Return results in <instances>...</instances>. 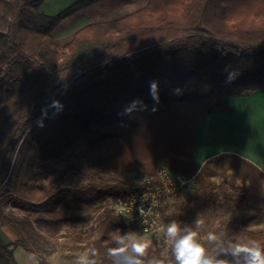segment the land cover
Here are the masks:
<instances>
[{
    "label": "trees",
    "instance_id": "obj_1",
    "mask_svg": "<svg viewBox=\"0 0 264 264\" xmlns=\"http://www.w3.org/2000/svg\"><path fill=\"white\" fill-rule=\"evenodd\" d=\"M103 1L81 0L47 16L45 0H0V226L17 236L11 243L0 237V264H18L19 247L51 264L54 240L72 225L83 228L70 248L96 250L98 264H112L108 249L138 228L111 200L147 185L113 184L106 171L81 170L67 155L111 139L106 131L117 125L136 128L129 116L136 108L202 99L211 115L229 111L227 98L264 90V0H147L115 22L56 38L64 20ZM248 195L224 181L202 208L174 221L199 234L211 218L207 233L218 239L203 245L234 264L229 243L264 245V231H246L261 216ZM148 243L146 264L153 257L176 264L166 236Z\"/></svg>",
    "mask_w": 264,
    "mask_h": 264
},
{
    "label": "crops",
    "instance_id": "obj_2",
    "mask_svg": "<svg viewBox=\"0 0 264 264\" xmlns=\"http://www.w3.org/2000/svg\"><path fill=\"white\" fill-rule=\"evenodd\" d=\"M79 1L45 0L40 11L56 16ZM146 3L147 0H127L122 6ZM93 8L64 20L56 38L65 40L90 24L115 22L128 15L90 16ZM226 103L229 111L217 108L211 115L207 114V102L202 99L133 109L129 116L138 124L136 128L117 125L106 131L111 139L93 146L81 145L66 160L74 161L81 170L135 175H154L160 169H167L184 174L190 185L205 194L227 181L249 190L247 204L261 210L254 223H264V90L250 97L227 98ZM106 149L113 156L129 161L109 167L102 160H90V156ZM1 231L7 243L17 239L8 226L1 225ZM59 257L71 259L66 255ZM48 260L53 262L50 255Z\"/></svg>",
    "mask_w": 264,
    "mask_h": 264
},
{
    "label": "rangeland",
    "instance_id": "obj_3",
    "mask_svg": "<svg viewBox=\"0 0 264 264\" xmlns=\"http://www.w3.org/2000/svg\"><path fill=\"white\" fill-rule=\"evenodd\" d=\"M125 1L127 0H104L103 2L95 6L93 10H91L92 12H90V16H92V14H96V15L114 14L115 16L120 17L126 14H130L131 12H134L136 9H139L143 6V4L136 5L135 7L122 6V4ZM3 12H4L3 8L0 7V20H1ZM69 38H67V40ZM150 132L158 133V130L156 131L151 130ZM109 150L110 149L103 150L96 155L90 156L89 158L91 161L102 160L109 167L120 164L121 162H124V161H129V160L122 159L121 157L118 158L116 156H113ZM84 171H90V170H84ZM100 171H106V170H100ZM106 172L107 174H105L104 178H106L108 182H111L113 184L124 183V184L131 185L133 187L140 186V185H147L146 188L142 190H138L137 192L153 189V188H150L151 185H148L146 183L142 184L143 179L145 177H152L158 173L157 172L154 175H135V174H128V173H123V172H114V171H106ZM137 192H134L132 195H134ZM207 194L200 192V190L196 186L189 184L188 186L180 189L179 191L173 193L172 195L164 199L162 207L160 209L159 226L154 231L150 233H145L141 229H131L128 232H135L139 237H142L147 242L151 241L152 238L156 236L163 238L165 236V229H166L167 224L173 222L174 219H177L179 215L184 214L185 212H190V211L194 212L202 208L204 204L203 202L204 198L207 196ZM111 207L116 211L115 201L111 200ZM164 210L165 212H163ZM93 212H94L93 210H91V212L87 211V213L89 214L91 213V215L93 214ZM93 216L95 218L96 213H94ZM165 217L168 218L169 220L164 221L163 219ZM209 220L210 222H212L211 218ZM210 222L208 221V218H204L202 229H200V233L198 234V239L202 244L203 242L206 243L208 241V233H207L208 227H206V225L207 223H210ZM2 225H5V224H2ZM90 226L91 224L89 226L84 227V231L87 232ZM82 228H83L82 225L68 226L64 230L68 236L65 238L54 240L55 246L52 247L53 251L50 255L51 258L53 259V262L49 260L51 264H76L77 258L79 256L85 253L89 254L87 250L85 251L80 248L78 249L70 248L73 246L71 242V236L76 234L75 231H80L82 230ZM0 237L4 240L5 243H7V240L4 239L5 238L4 232L1 231V226H0ZM78 245L79 247H82L83 244H78ZM60 255L69 256L71 259L69 260L62 259L61 257H59ZM28 256L29 254L27 253L25 248L19 247L16 253V260L18 264H35V262H29ZM153 258L158 259L157 257H153Z\"/></svg>",
    "mask_w": 264,
    "mask_h": 264
},
{
    "label": "clouds",
    "instance_id": "obj_4",
    "mask_svg": "<svg viewBox=\"0 0 264 264\" xmlns=\"http://www.w3.org/2000/svg\"><path fill=\"white\" fill-rule=\"evenodd\" d=\"M199 226V221L196 222ZM246 231L257 233L264 231V223H249ZM166 239L173 244L172 252L176 264H232L226 259H220L211 255L207 248L199 241L198 233L190 227L181 228L178 222L167 224L165 229ZM215 233L208 234L210 242L217 241ZM116 247L108 249V256L112 264H146L145 257L150 247L149 243L135 232H126L119 235ZM228 253L233 257L234 264H264V245L255 239H249L245 243L232 242L228 245ZM36 253H30L29 262H36ZM98 252L93 250L91 254L85 253L77 258L76 264H98L93 257ZM147 264H165L162 259L153 258Z\"/></svg>",
    "mask_w": 264,
    "mask_h": 264
},
{
    "label": "built area",
    "instance_id": "obj_5",
    "mask_svg": "<svg viewBox=\"0 0 264 264\" xmlns=\"http://www.w3.org/2000/svg\"><path fill=\"white\" fill-rule=\"evenodd\" d=\"M143 183L151 185L153 189L117 199L116 211L126 216L138 229L150 233L159 226L164 199L188 186L190 179L182 173L162 169L152 177H145Z\"/></svg>",
    "mask_w": 264,
    "mask_h": 264
}]
</instances>
